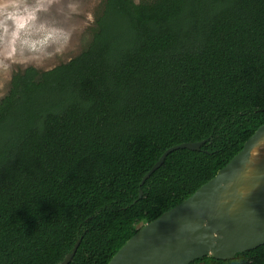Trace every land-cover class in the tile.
<instances>
[{
    "label": "trees",
    "instance_id": "1",
    "mask_svg": "<svg viewBox=\"0 0 264 264\" xmlns=\"http://www.w3.org/2000/svg\"><path fill=\"white\" fill-rule=\"evenodd\" d=\"M262 124L264 0H105L84 50L0 100V264H59L78 240L69 264H107ZM189 264H264V244Z\"/></svg>",
    "mask_w": 264,
    "mask_h": 264
},
{
    "label": "water",
    "instance_id": "2",
    "mask_svg": "<svg viewBox=\"0 0 264 264\" xmlns=\"http://www.w3.org/2000/svg\"><path fill=\"white\" fill-rule=\"evenodd\" d=\"M264 124L216 174L179 204L141 225L107 264H189L232 259L264 244ZM205 140L166 149L145 180L177 149L199 151ZM142 195L139 189L138 198ZM79 240L59 264H69Z\"/></svg>",
    "mask_w": 264,
    "mask_h": 264
},
{
    "label": "rangeland",
    "instance_id": "3",
    "mask_svg": "<svg viewBox=\"0 0 264 264\" xmlns=\"http://www.w3.org/2000/svg\"><path fill=\"white\" fill-rule=\"evenodd\" d=\"M104 1L0 0V100L15 71L28 66L45 71L84 50Z\"/></svg>",
    "mask_w": 264,
    "mask_h": 264
},
{
    "label": "clouds",
    "instance_id": "4",
    "mask_svg": "<svg viewBox=\"0 0 264 264\" xmlns=\"http://www.w3.org/2000/svg\"><path fill=\"white\" fill-rule=\"evenodd\" d=\"M2 24H3V22H2V21H0V26H2Z\"/></svg>",
    "mask_w": 264,
    "mask_h": 264
},
{
    "label": "bare ground",
    "instance_id": "5",
    "mask_svg": "<svg viewBox=\"0 0 264 264\" xmlns=\"http://www.w3.org/2000/svg\"><path fill=\"white\" fill-rule=\"evenodd\" d=\"M262 144L264 145V140L262 141Z\"/></svg>",
    "mask_w": 264,
    "mask_h": 264
}]
</instances>
